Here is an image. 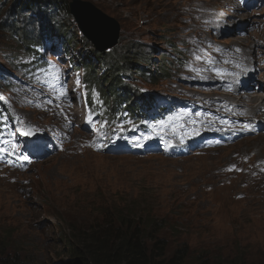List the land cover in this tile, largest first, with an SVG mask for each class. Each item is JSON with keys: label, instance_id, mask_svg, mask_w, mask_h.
I'll return each instance as SVG.
<instances>
[{"label": "rangeland", "instance_id": "1", "mask_svg": "<svg viewBox=\"0 0 264 264\" xmlns=\"http://www.w3.org/2000/svg\"><path fill=\"white\" fill-rule=\"evenodd\" d=\"M80 1L92 4L118 24V49L139 45L144 53L156 50L152 59L157 62L148 66L151 77L134 75L132 71L125 81L127 87L140 91L135 94L149 100L189 99L198 89L191 85L193 78L189 76L195 62L215 50L221 55L243 48L246 52L242 57L250 53L254 61H259L251 62L254 68L258 67L256 74L251 73L253 70L250 72V80L253 79V85L259 89L254 91L256 93L253 90L247 93L251 98H258L252 99L250 104L253 106L251 116L264 126L261 112L264 101L259 100L264 96L258 93L264 82V5L258 10L245 11L232 0ZM6 3L0 0V12L3 11L0 24L9 6ZM30 15L24 18L29 19ZM67 19L70 26L61 20L58 22L60 31L49 36L56 25L40 17L46 28L44 36L55 41L48 53L56 56L48 58L60 61L69 79L75 102L70 115L77 127L67 132L60 152L33 164L26 172L0 167V237H8L12 252L18 251L34 264H58L65 258L59 239L63 236L61 232L68 235V220H83L87 212L93 210V200L129 203L138 195H144L154 204V213H159V217L171 219L179 214L189 225L198 226L197 229L164 230L159 238H164L169 253L186 242L194 255L203 252L211 259L234 261L240 258L241 264H264V132L178 159L93 153L104 148L95 139L100 131H87L85 120L76 115L87 98L82 83L84 72L74 71L68 63L70 60L77 66L79 51H86L89 43L78 33L70 15ZM30 20L34 21L30 32L33 28L42 30V26H36L40 23L37 13L32 14ZM62 25L70 28L68 38L74 42L69 45L68 40L58 37L65 30ZM26 49L25 40L0 26V103L32 130L46 129V123L62 127L65 118L50 120L44 115L51 111L50 107L38 111L41 108L38 100H28L39 91L40 75L29 74L32 65ZM231 57L232 54L218 60L227 61ZM164 59L167 61L162 70L167 76L165 79L159 77ZM203 64L208 62L200 63ZM93 66L92 73H97L99 78L94 83L100 87L108 77L102 83L104 70ZM121 88L116 91L104 88L102 92L113 97ZM94 101L98 103L96 95ZM257 105L262 106L260 111H255L259 110ZM98 107L97 114L104 116V111ZM112 111L110 109L109 113ZM64 114L68 116L67 112ZM138 148L135 144V150Z\"/></svg>", "mask_w": 264, "mask_h": 264}, {"label": "trees", "instance_id": "2", "mask_svg": "<svg viewBox=\"0 0 264 264\" xmlns=\"http://www.w3.org/2000/svg\"><path fill=\"white\" fill-rule=\"evenodd\" d=\"M4 1L9 6L4 11L6 18L0 26H4L7 32L13 31L20 40L27 42V46L37 43V35L25 30V26L31 24L30 19L24 18L27 14L38 11L42 18L49 22L53 21L56 25L54 32L58 30L59 21L69 23L67 19L69 0ZM1 8L2 6L0 10ZM2 13L3 11L0 12ZM62 26L64 28H60L65 30L57 34L65 41L68 40L69 45L74 42L72 38H68L70 28ZM71 28L76 31L75 27ZM86 46L88 49L82 52L81 60L76 62L90 83L99 80L97 73H92L93 65H97L101 71L104 70L105 74L101 82H105L107 77L108 80L101 84L102 91L104 88L113 90L122 87L125 79L130 77L127 74H132V71L133 74H143L156 52L151 49L150 53H144L141 46L134 45L126 49L114 47L107 53H100L93 46L90 48L88 47L90 45ZM90 61H92L91 64ZM155 62L157 61H153ZM165 62L164 59L159 73V77L162 76L163 79L167 77L162 72ZM131 92L134 94L131 89L120 93L127 98L129 105H133L132 99H134ZM120 94L114 95V98H120ZM135 110L137 111L136 108ZM147 199V196L138 195L129 203L123 201L96 203V200H93L91 204L93 210L87 212L80 222L77 219L68 220V235L61 232L63 236L59 239V244L65 258L58 264H241L240 258L229 261L219 258L211 259L203 252L191 254L186 242L180 243L173 252L169 253L166 241L163 237L159 238L164 230L197 229L198 226L189 225L179 214L176 217L171 216V219L165 216L159 217V213H154V204ZM0 264L34 263L18 251L12 252L8 237H0Z\"/></svg>", "mask_w": 264, "mask_h": 264}, {"label": "water", "instance_id": "3", "mask_svg": "<svg viewBox=\"0 0 264 264\" xmlns=\"http://www.w3.org/2000/svg\"><path fill=\"white\" fill-rule=\"evenodd\" d=\"M69 15L84 39L100 53H106L116 46L120 27L92 4L71 0Z\"/></svg>", "mask_w": 264, "mask_h": 264}, {"label": "clouds", "instance_id": "4", "mask_svg": "<svg viewBox=\"0 0 264 264\" xmlns=\"http://www.w3.org/2000/svg\"><path fill=\"white\" fill-rule=\"evenodd\" d=\"M35 13H37V16L39 17V19H40V13L37 11V12H35ZM31 14H34V13H31ZM6 17L4 16V19H5ZM49 22V21H48ZM32 24V23H31ZM30 24V25H31ZM32 26V25H31ZM43 29H46L45 27H43ZM49 33H52V32H49ZM33 34V33H32ZM90 45V44H89ZM89 48L91 47V45L90 46H88ZM116 47V46H115ZM97 84V83H96ZM98 85V84H97ZM98 87H99V85H98ZM100 88V87H99ZM118 89V88H117ZM117 89H114V91H116ZM100 90H101V88H100ZM124 90V86H122V88H121V91H123ZM121 91H120V93H121ZM125 91V90H124ZM101 93H102V95L106 98V99H114L113 101H109V102H106V104L104 105V107H110V103L113 105V106H121L122 104H125V101L124 100H122V98H124L120 93H116V92H114L113 93V97H111V96H106V95H104L103 94V92H102V90H101ZM120 94V98H114V95H116V94ZM132 95H134V94H132ZM127 101V100H126ZM134 105L135 104H133V105H129V104H126V107H128V110L130 109V106H132L133 107V109L135 110V107H134ZM262 132H264L263 130L262 131H259L257 134H251V136L252 135H255V136H258L259 134H261ZM263 136H264V133H263ZM239 139V138H238ZM233 142H235V141H232L230 144H232ZM229 144V145H230ZM93 153H98V154H109V155H112V156H115V157H117V156H130V155H134V156H136V154H126V153H122V154H117V155H115L114 153H112L111 151H110V149L109 148H105L104 150H102L101 152H93ZM56 154V153H55ZM52 155H54V154H52ZM146 156H156V155H147V154H145ZM159 156H162V157H165V156H163V155H159ZM181 158V157H180ZM43 160V159H42ZM32 166V165H31ZM30 166V167H31ZM30 167H28V168H25L24 170H19V169H17V170H15V169H9V168H7V167H2L3 169H5V170H10V171H15V172H18V173H24V172H26Z\"/></svg>", "mask_w": 264, "mask_h": 264}, {"label": "bare ground", "instance_id": "5", "mask_svg": "<svg viewBox=\"0 0 264 264\" xmlns=\"http://www.w3.org/2000/svg\"><path fill=\"white\" fill-rule=\"evenodd\" d=\"M234 16H235V15H234ZM78 33H80V32L78 31ZM80 34H81V33H80ZM81 35H82V34H81ZM82 37H83V36H82ZM250 51H251V50H250ZM250 51H249V52H250ZM244 57H246V55H245ZM247 57H248V56H247ZM219 60H220V59H219ZM221 61H226V60L223 59V60H221ZM254 72H256L255 69H253V72H252V73L254 74ZM250 95H251V94H250ZM260 97H262V96L260 95ZM252 99H255V100H256V99H258V98H257V97H256V98H254V97L251 98V97L249 96V97H248V100H246V101L244 102V104L247 105V106H250V107L252 108V105H250V104H252V101H253ZM260 107H262V106H260ZM64 113H66V112H64ZM135 118H137V115H136V114H134V118H133V119H135Z\"/></svg>", "mask_w": 264, "mask_h": 264}]
</instances>
